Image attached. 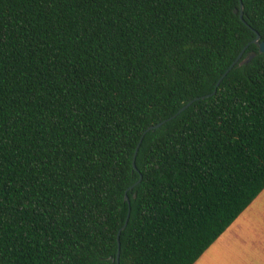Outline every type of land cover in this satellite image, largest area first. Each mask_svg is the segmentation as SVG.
Instances as JSON below:
<instances>
[{"label": "trees", "instance_id": "16d2710c", "mask_svg": "<svg viewBox=\"0 0 264 264\" xmlns=\"http://www.w3.org/2000/svg\"><path fill=\"white\" fill-rule=\"evenodd\" d=\"M241 2L0 0V264H117L126 193L119 264H195L264 191Z\"/></svg>", "mask_w": 264, "mask_h": 264}, {"label": "crops", "instance_id": "0c3cea01", "mask_svg": "<svg viewBox=\"0 0 264 264\" xmlns=\"http://www.w3.org/2000/svg\"><path fill=\"white\" fill-rule=\"evenodd\" d=\"M195 264H264V191Z\"/></svg>", "mask_w": 264, "mask_h": 264}, {"label": "water", "instance_id": "95a60500", "mask_svg": "<svg viewBox=\"0 0 264 264\" xmlns=\"http://www.w3.org/2000/svg\"><path fill=\"white\" fill-rule=\"evenodd\" d=\"M239 16L241 18V20L245 22V19H244V9H243V4L240 0V12H239ZM247 24V23H246ZM248 25V24H247ZM249 26V25H248ZM253 31L255 32L256 34V37L255 39L252 41V44L256 45L258 48H259V52L260 53H264V42L261 41V36L260 34L255 31L253 29ZM244 54V50L242 51V53L238 56V58L231 64V66L229 67V69L225 72V74L221 77V79L219 80V82L217 83V87L216 89L218 88L219 84L221 83L222 79L235 67L236 64H240V65H244V64H247L249 63L254 57H255V53L249 55L247 58L242 59V56ZM216 93V90L212 93V94H208V95H205V96H202V97H197L195 98L194 100H192L191 102H189L187 105H185L184 107H182L179 112L174 115L173 117H170L169 119H166L156 125H153L151 127H149L142 135L141 139H140V142L139 144L137 145V148H136V151H135V154H134V159H133V165H134V168L135 170H137V167H136V157H137V154L139 152V149H140V146L144 140V137L146 136V134L148 132H150L151 130H155L157 128H160L161 126H163L166 122L168 121H171L172 119H174L175 117H177L180 113L184 112L187 108H189L195 101H198V100H201V99H205V98H208L212 95H214ZM142 181V175L140 176V179L135 183L133 184L129 190H133L135 187H137L140 182ZM125 200L128 202L129 204V212H128V215H127V218H126V222H125V225L119 230L118 232V254H117V264H119V260H120V253H121V243H120V235L122 233V231H124L128 225V222H129V219H130V214H131V201L128 197V194L126 193V196H125Z\"/></svg>", "mask_w": 264, "mask_h": 264}]
</instances>
